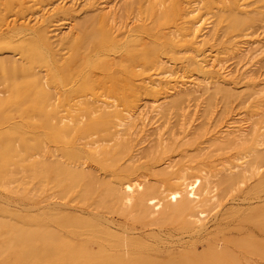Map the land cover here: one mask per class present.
<instances>
[{"label": "rangeland", "instance_id": "rangeland-1", "mask_svg": "<svg viewBox=\"0 0 264 264\" xmlns=\"http://www.w3.org/2000/svg\"><path fill=\"white\" fill-rule=\"evenodd\" d=\"M17 1L20 3L26 0ZM104 1L108 0H98V3ZM150 1L153 2V10L147 12L141 4L145 5ZM221 1L222 4L217 3L218 0H142L141 3L134 0L130 9L117 13L120 33L126 34V38L142 39V43L150 42L160 33L174 37L177 34V24L185 19L183 9L192 4L200 7V16L213 22L212 33L205 41L191 45L188 37L180 39V36H177L178 38H174L177 43L176 54L158 55L161 61L167 62L178 74L191 79L192 90L195 87L199 90L201 97L195 113L191 107L185 108L187 102L179 108L166 102L153 119L156 121L155 128L146 126L144 132L139 133L137 141L130 142V145H118L111 138L110 128L94 131L88 128L85 124L89 117L84 114V103L93 101L92 97L79 93L62 80L71 51L65 50L56 42L55 34H58L61 28L63 31L67 29L68 32L72 28L75 32L77 24L85 16L94 14L99 6L97 0H65L68 11L52 12L46 22L34 25L35 28L45 26L51 42L50 48L46 50L49 56L46 53L41 63L29 61L17 50L10 51L0 47L1 57L14 55L13 58L21 61L22 69L43 76V82L48 87L46 90L52 96L51 102L40 103L35 98L28 103L12 99L11 77L0 69V100L4 101L3 104L0 103V218L9 220L7 222L0 219V264H17L15 257L19 254H24L26 258L18 264H90L88 256L86 259L80 253L73 252L74 256L71 254V258H63V253L68 248L64 243L65 239L74 245L85 243V247L93 253L92 260L102 264H217L214 263L215 259L226 255L236 259L237 264H264V113L256 115V111L264 105V97L249 96V90L255 84L261 86L260 81L264 80V50L262 55L255 52L257 48H264V0L236 2L237 11L246 16L247 20L246 26L238 29L229 28V21L225 17L219 21L215 20L216 12L219 9L226 12L231 3V0ZM5 2L6 0H0V10ZM26 2L32 4L33 12L40 4L34 0ZM25 12L27 17H24L34 19L33 12ZM164 13L172 18L166 20L162 17ZM6 16L7 22H15L18 26L21 24L20 16L13 13ZM8 28V25L1 26L0 32H6ZM147 29L150 31L147 32ZM25 35L31 36L27 32ZM19 36L20 34L17 35ZM21 36L24 37L22 34ZM20 42L21 39L18 38L15 43ZM238 49L247 50L245 58L238 54ZM119 53L111 52L107 57L110 67L132 70L139 75L132 78L135 83L141 82V75L147 76L161 71L156 69V66L149 68L143 65L141 60L130 59L122 52ZM175 55L180 59H174ZM202 56L215 58L224 62L225 66L228 65L232 73L229 81L231 80V86L236 89V96L224 99L219 94L202 89L204 78V82L212 81L209 73L199 66L198 61ZM192 59L196 63L193 66L188 62ZM253 64L256 65L253 67ZM92 74L96 79L102 80V86L105 87L95 88V94L105 95L110 82L99 70L93 71ZM121 75L125 76V73L122 72ZM251 77H255V83ZM103 88L106 91H103ZM196 95L189 97L188 105H194L193 99ZM139 98L144 101L149 99L144 96ZM161 102L160 99L158 103ZM38 110L42 112L39 113ZM191 112L193 115L189 116ZM60 114L68 116L65 124L70 121L66 134L59 131ZM93 116V120L100 119L98 114ZM236 117L248 120L247 135L234 145H221V149L210 140L215 136L211 130L214 126L228 123ZM180 120L182 123L190 121L191 133L177 143H168L165 149L156 146V137L149 136L151 132L158 129L156 131L162 138L170 139L172 134L177 133L178 137H182L183 133L180 134L178 130ZM133 123L135 125H130L131 128L127 125L129 131H136L141 126L139 121ZM256 145L262 150L263 161L254 159L251 153V149ZM71 150L80 151L82 156L71 158ZM131 155H136L135 163L128 166ZM167 160L177 163L178 167L172 174H164L158 170L160 163ZM57 161H64L70 166L83 163L90 174L110 187L120 188L131 184L138 192L148 187L158 191L159 198L176 194L180 198L189 197V187L186 184L200 190V193L191 203V212L181 211L176 206L174 210L166 209L163 218L152 210L141 216L143 219H139L133 204L123 211L119 210V203L114 204V210L109 207L110 202L98 204L97 200L103 195L100 188L88 196L83 181L78 186L67 189L64 183L53 180L51 173H44V164L47 166V163ZM38 162L41 164L36 165ZM221 166L222 169H227L219 171ZM236 166L240 167L234 168ZM183 169H189L191 179L182 182L180 190L165 192L168 186L174 184L171 181L173 176ZM137 193L135 192L136 200L140 192L138 195ZM105 199L109 201L111 198L108 195ZM150 203L151 201H148V204ZM69 219H78V222L74 225V221L69 222ZM92 220L99 222L97 227L102 230L103 236L87 233ZM13 223H16L15 226L24 227L25 232H28L24 237L33 240L35 238L43 249H39L40 246H37L36 242L33 247H27L21 241L16 243L18 239L13 236L16 232ZM69 224L75 228L68 227ZM70 228L73 231H70ZM76 228H79L78 231ZM29 229L35 230L33 236L30 235ZM80 232L84 235L81 236ZM36 235H40V239ZM9 238L11 241L16 240L13 241L14 245L9 243ZM10 246L15 248L9 249ZM35 258L40 260L34 261Z\"/></svg>", "mask_w": 264, "mask_h": 264}, {"label": "bare ground", "instance_id": "bare-ground-1", "mask_svg": "<svg viewBox=\"0 0 264 264\" xmlns=\"http://www.w3.org/2000/svg\"><path fill=\"white\" fill-rule=\"evenodd\" d=\"M26 1L24 2L22 1L19 3L17 0H6L3 6V9L0 10V27L4 25L5 27L7 25L9 27L8 31L0 32V47H4L6 48L5 50H10V51L17 50L18 52H21V54H23L29 61L33 63H41L43 61V56L48 52L46 50L49 49L51 46V42H50L49 35L46 32V27L38 26L37 28H35L34 25H37V24L41 25L44 23V21L46 22V20H48V17L52 12L53 13L66 12L68 11L69 8L65 7V3H66L65 0H34L40 4L37 10L33 12L32 10L33 1H32V4L31 3L29 4ZM133 1L134 0H112V1L108 0L102 3H98V0H97V3L99 4V6L97 5L98 7L95 9L94 14L92 15L88 14L89 16H85L82 19V21H80L77 24L75 32H73L72 28H70L71 31L69 32L67 31V29L66 31H63V29L61 28L62 30L59 29L58 34H55L56 42H59V44H61V46H63L65 50L71 51L70 52L71 55L69 57L67 66L63 70L62 80L64 84L70 85L71 87H73V89L77 90L79 93L88 95L89 97H92L93 99V101L91 102L84 103V110H85L84 114L89 117L87 118V122L85 125L88 128L92 129L93 131L100 130V129L103 130L106 128L112 129L111 130L112 132L110 131L111 138L114 141H116V143L120 146L128 145V144L130 145V142L137 141V137L139 133L144 132L145 130L144 128L146 126L148 128L154 127L156 121H154L153 119L159 113V111L163 107V104H165L166 102L167 103L169 102L171 103V105H174L178 108L181 107L182 104H186L187 102L185 108L191 107L192 111H194L195 113V111L198 108L197 102L199 101V98L201 97L199 90L195 89L196 87L193 88L192 90L193 84H191L192 83L191 79L186 78L182 74H178L177 71H174L171 66L167 65V62L161 61L158 55L176 54L175 51L177 50V43L174 38H178L177 36H180V39H185V37H188L189 41L191 42V45L198 44L200 42L205 41L206 38L212 33L211 31H212V23H213L211 21H207L206 19H204L203 18L204 16L203 17L200 16L198 14V10L200 9V7L193 6L192 4V5H189L188 7L186 6L183 9V15L185 19L181 20V23L177 24V29H176L177 34L174 37L168 36L167 34L160 33V34H157L155 37L152 36L153 38L151 39L150 42L142 43L141 42L142 39L140 40L137 37H131V38L124 37V35L126 36V34L120 33V27L118 25V21L116 20L117 13L120 12L121 10L123 11L128 8L130 9ZM138 1H139L138 3H141L142 0H138ZM145 1L147 0H144V2ZM237 1L238 0H231L230 5L227 6L228 10L226 12H222V10L219 9L216 12V15L214 16L215 20L219 21L220 19H222V17H225L229 21V26H228L229 28L238 29V28H241L242 26L245 27L246 21H247L245 18L246 16H244L241 12L237 11V8H236ZM217 3L222 4V1L218 0ZM141 5L143 9L146 10L147 12H150L153 10V2L151 1L145 5L143 4ZM24 11L30 12V14L33 12V14L35 15L34 19L30 20V17L26 18L27 16L24 15ZM8 13H13L16 16H20L19 18H21L20 19L21 24L18 26L15 24V22H12V23L7 22L6 14ZM30 16H33V15H30ZM162 17H165L166 20H170V18H172V17L169 18V15H167V13H164ZM214 22L216 23V21ZM149 31L150 30H148L147 32ZM26 32L27 34L30 33L31 36L30 37L26 36L25 35ZM19 34L20 36L17 37V35ZM21 34L24 35V37H22ZM18 38L21 39V42L15 43L16 40H18ZM263 50L264 48L260 47V48H257L255 52H257L258 54H261ZM118 51L120 53L122 52V54H124L130 59H134L137 61L141 60L142 64L149 68L156 66V69H160L161 71L159 73L149 74L147 76L140 74L142 76L141 82L135 83L132 78L133 77L136 78V76H139V75L133 72L132 70L127 71L124 68L120 70V69L110 67V64L108 61L109 59L107 60V57H109L111 52L114 53ZM236 51L238 52V54H240V56H243V58L246 57V53H247L246 49H242V50L238 49ZM238 54L237 56L240 60V56ZM13 57L14 55H11L8 58H3V56L0 58V69H3L4 71H6V74H8V76L11 77L10 80L12 82L10 86H11V89L13 90V94L11 98L15 100H20V102L22 103H26V102L28 103L30 101H33L34 98L39 103L42 101L43 102L50 101L52 99V96L46 90L48 89V87L46 86V84H44L45 82H43L44 77L39 76L37 74L28 73V70L21 68L20 66L21 61L18 58L15 59ZM205 57L206 56H202L201 59L198 61V63L202 70L207 71L209 73V76H211L210 80L212 81L204 82L206 80V78H204L202 80L203 81L202 89L211 91L213 94H219L221 98L224 97V99L236 96L237 94L236 89L233 88V86H231V80L229 81V77L232 73L230 69L227 67L228 65L225 66L224 62H220L215 58H212V57L205 58ZM47 58H50V57H47ZM173 58L180 59V57L176 55ZM48 61L51 63L50 59ZM188 62L192 66L195 63L193 59ZM255 65L256 64H253V67ZM235 66H236V63H235ZM95 70H99L103 72L107 80L110 82V86L106 87L107 92H105V95L104 94L97 95L95 94L96 91L94 92L95 88L100 87L104 84L102 80H98L93 76L92 72ZM239 70H242V69H239ZM122 72L125 73V76H122V75L120 76V73ZM254 79L255 77H251V80L255 83L256 79L255 80ZM260 83H261V86H257V84H255L252 87V89L249 90V96L261 95L264 97V80L260 81ZM104 88H103V91H106L104 90ZM194 95H196L193 99L195 102L194 105H188L190 101L189 97L190 96L192 97ZM140 96H144L145 98L149 97V99H145L148 101H144L139 98ZM102 98H104L106 101L103 100ZM160 99L162 100V102L158 103ZM191 102H192V99H191ZM0 103L3 104L4 101L0 100ZM261 108H264V105H262L256 111V115H259V114L261 115L264 113V109H261ZM42 111H39V113H41ZM163 111L165 112L164 108H163ZM94 114H98L100 119L93 120L91 117L94 118L93 116ZM186 115H188V112H186ZM192 115L193 113L191 112L189 116H192ZM67 118L68 116L61 115V114L59 115V118H58V123L61 125L59 131L62 134L67 133L66 128H68V124L70 123V121H67L66 122L67 124H65V120H68ZM135 121H139L141 126L136 131H129L130 130L129 128H131L130 125L134 124L133 122ZM248 124H249L248 120H243V119L236 117L235 119L229 121L228 123H225V124L222 123L221 125H216L211 130V132H213L215 136L213 138H210V140L218 144L220 148L222 147L221 145L223 144L224 145L227 144V146L228 145L230 146V144L234 145L239 140H241L247 135V131L249 129ZM127 125H129V128L127 127ZM190 128H191L190 121L187 120L185 123L184 122L182 123L181 121V123L178 124V130L180 134L183 133L182 137H178L179 136L178 133H177L178 135L171 133L172 138L170 139L162 138V135L157 133L156 131L158 129H154L155 132L154 131L151 132L149 136L154 135L156 137V140L154 139L156 146H159L160 148L165 149L168 143H171V142L177 143L179 140L186 138L191 133ZM49 129L51 130V128ZM139 142H141V140H139ZM124 149H126V147ZM258 151L261 153L262 150L260 151L257 148V145L256 147H253L251 149V153L252 155H254L253 156L254 159H257V160L260 159L261 161H263L262 160L263 159L262 157H264L262 156L263 153L260 154ZM69 153H70L71 158H80L82 156L81 152L78 150H71V152ZM135 156L136 155L130 156L128 160L129 162L128 166H132L135 163ZM39 164L41 163L40 162H38V164L36 163V165H39ZM68 164L69 163H66L64 161L47 163V166H45L46 164H44V167H45L44 173L46 174H48L47 172L51 173L52 175L51 178H53V180L57 179L60 182L64 183L67 189L74 188L78 186L81 181H83L85 193L88 196H91L96 189L100 188L102 190L103 195L100 199L97 200L98 204H104L105 202H110L109 207L114 210L115 208L114 204L119 203L120 205L119 210L121 211H123L125 208H128L129 205L133 204L135 206V210H137V216L139 214V219L141 216L143 217L147 213L152 212V210H155L156 212H158V214H161L163 218L166 209L174 210V207L176 206H178L181 211L191 212L190 210L192 206L191 203L193 200L196 199V197L200 193V190H195L193 189V186H190V184H186L189 187V193H188L189 197L180 198L178 197L179 195L176 194L175 196L167 195L163 198H159L158 191L156 192V190L154 191L153 189L148 188V187L141 189V191H139L140 193L137 191L138 189H135L134 186L131 184L124 186V187H120V188H115L113 186L110 187L109 184L98 181V179L94 175L90 174L88 170L84 168L83 163H81L79 166H70ZM36 165H33V166H36ZM176 165L177 163H173L169 160L162 161L160 163V168L158 170L164 174H172V171L178 167ZM238 167L240 166H236L234 168H238ZM36 168H40V167L36 166ZM226 169L227 168L222 169V166H221L219 171H222V170L225 171ZM190 175L191 173L189 169L180 170L176 175L173 176L171 180L172 183L174 184L168 186V188L165 189V192H172L174 190H180L179 186L182 185V182L184 183L188 179H191ZM231 177L232 176H228V178H231ZM231 180L233 181V179ZM145 183H147V181H145ZM135 192L139 193V197L137 196L138 197L137 200L135 198ZM108 195L110 196L111 199L110 200L108 199L109 201H106L105 198ZM148 201H151V203L148 204ZM95 203H96V200H95ZM5 219H3L2 221H4ZM70 220L74 221V225L76 224L75 222H78V219H75V220L69 219V222ZM92 221L93 222L91 223V226L89 225V229L87 230V233H89L90 235L94 234L95 236L96 235L103 236L101 235L102 230L100 231V229L97 227L99 225V222H97L98 220L96 222L94 220ZM15 224L14 226L12 224L11 225L16 230L14 235L12 233L14 237L15 236L17 237L15 239L16 240L18 239L17 241L15 240L16 243L18 241L19 242L21 241L27 247L28 246L33 247L32 246L34 245L33 243L37 241L35 238H34L35 241L33 240V238H31L35 230L33 231V229H29V232L31 235L29 237L31 239H28V238H25L26 236L24 237V235H27L28 233V232H25L26 229L24 227L23 229L19 225L15 226ZM34 227H31V228H34ZM68 227H71L72 229L75 228V226L72 227L71 224H69ZM71 228H70V231H73ZM78 229L76 228L77 231ZM38 230L37 232H40ZM76 230H74V232ZM77 231L76 233H78ZM81 232H80V235L83 233ZM84 232L86 233V231ZM7 233H10V232H7ZM85 236L87 238V235ZM38 237L40 239V235ZM78 237H79V234H78ZM93 240H96V239L93 238ZM10 241L9 243H12V245H14L13 244L14 240L11 242ZM38 242H36L37 246H40L38 245ZM98 242L99 241H97V243ZM64 243L68 246V248L65 249L64 251V248L62 247L64 251L63 256H62L63 258H68V257L71 258L72 256L70 257V255L73 252H75V254L80 253L84 255L86 259L88 256L87 260L90 262V264H102L100 262H96V260H92L94 257V256L92 257L93 253L90 251V249H87L85 247V243H78L74 245V244H71V242H69L67 239H65ZM41 245H43L42 242H41ZM131 246L132 245H130V247ZM5 247H6L5 248L6 250L7 245ZM12 247L10 246L8 248L10 249ZM104 247H106V245ZM34 249L36 250V248ZM39 249H43V248H41L40 246ZM35 250L33 251L35 252ZM112 250H115V249H112ZM126 250H128V248ZM14 252L16 251L14 250ZM37 254H38V251H37ZM25 258L26 256L24 254H19L15 257L17 264L22 263L23 259ZM35 260L39 261L40 258H35L34 261ZM214 263L237 264V261L236 259H233L232 257L226 255V256H222V258L215 259Z\"/></svg>", "mask_w": 264, "mask_h": 264}]
</instances>
